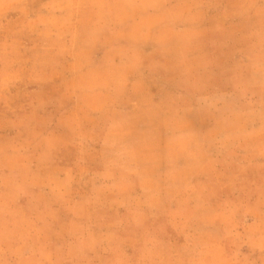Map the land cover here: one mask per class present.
I'll list each match as a JSON object with an SVG mask.
<instances>
[{
  "label": "rangeland",
  "instance_id": "1",
  "mask_svg": "<svg viewBox=\"0 0 264 264\" xmlns=\"http://www.w3.org/2000/svg\"><path fill=\"white\" fill-rule=\"evenodd\" d=\"M44 254L264 264V0H0V264Z\"/></svg>",
  "mask_w": 264,
  "mask_h": 264
},
{
  "label": "crops",
  "instance_id": "2",
  "mask_svg": "<svg viewBox=\"0 0 264 264\" xmlns=\"http://www.w3.org/2000/svg\"><path fill=\"white\" fill-rule=\"evenodd\" d=\"M150 12H152V9H148L147 10V14H150ZM154 43H158V42L155 41ZM188 105H189V107H192V108H193V106H195V104H193V106L190 105V104H188ZM218 180H220V179L217 178V181ZM145 214L146 213H144L143 217H145ZM132 215H133V217H135L136 213H133ZM122 219H123V221H125V219L127 220V217L126 216H123ZM131 226H132V224H131ZM64 247L65 246H63L62 244L47 243V244L43 245V248L42 249L44 251H47V252H51V251H64V249H66ZM71 263H73V264H104L103 263V260H88V261L76 260V261H70L69 262L66 259L62 258V257H59V258H51V257H49L48 255H45V254L44 255H41V256H37L34 259H33V257L30 258V259L20 258V259L9 260V261L6 262V264H71Z\"/></svg>",
  "mask_w": 264,
  "mask_h": 264
}]
</instances>
